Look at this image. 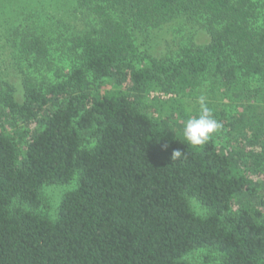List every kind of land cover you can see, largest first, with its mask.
Listing matches in <instances>:
<instances>
[{"label":"trees","instance_id":"16d2710c","mask_svg":"<svg viewBox=\"0 0 264 264\" xmlns=\"http://www.w3.org/2000/svg\"><path fill=\"white\" fill-rule=\"evenodd\" d=\"M64 1L75 24L7 38L0 264H189L199 250L264 264V0ZM173 22L170 56L140 48ZM204 108L220 127L193 146L184 128ZM74 181L54 219L39 214L46 185Z\"/></svg>","mask_w":264,"mask_h":264},{"label":"rangeland","instance_id":"374dc122","mask_svg":"<svg viewBox=\"0 0 264 264\" xmlns=\"http://www.w3.org/2000/svg\"><path fill=\"white\" fill-rule=\"evenodd\" d=\"M42 2H47V5ZM55 4H59L57 10L53 7ZM74 7L73 1L64 0H0V72L8 74L13 81H18L16 77L11 75L12 69H10L14 63V54L12 53H17V48L9 44L7 39L11 37L12 31L23 24L31 27L33 32H55L60 26V21H58L60 14L63 15L62 21L76 23L78 19L74 15ZM46 15L48 17L55 15L56 18L53 17L52 20L54 21L41 20ZM177 29V23L173 22L150 34L143 35L139 38L140 48L160 59L170 56L177 49L178 42L181 40ZM204 40L205 36L200 33L198 42L201 43ZM154 97H160L162 100L167 99L164 94H156ZM257 181L263 183L264 177H258ZM75 187L76 181L68 185H46L41 193L42 206L38 210L39 214L54 219L64 194ZM260 191L264 197V185ZM241 204L247 203L243 199L236 201L237 206ZM192 206L199 215L206 213L205 209L194 200H192ZM188 262L189 264H219V257L213 251L199 250L188 257Z\"/></svg>","mask_w":264,"mask_h":264},{"label":"clouds","instance_id":"9594fccd","mask_svg":"<svg viewBox=\"0 0 264 264\" xmlns=\"http://www.w3.org/2000/svg\"><path fill=\"white\" fill-rule=\"evenodd\" d=\"M219 127V123L212 117L210 111L204 108L198 118H191L186 122L184 137L191 145L199 146L204 144ZM181 154L180 150H175L172 155L179 157Z\"/></svg>","mask_w":264,"mask_h":264}]
</instances>
